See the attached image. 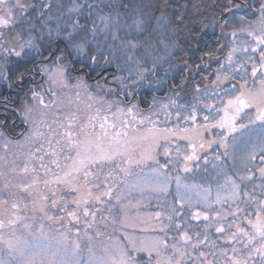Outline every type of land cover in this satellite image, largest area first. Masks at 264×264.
Segmentation results:
<instances>
[{
  "label": "snow or ice",
  "instance_id": "snow-or-ice-1",
  "mask_svg": "<svg viewBox=\"0 0 264 264\" xmlns=\"http://www.w3.org/2000/svg\"><path fill=\"white\" fill-rule=\"evenodd\" d=\"M216 7L222 9L221 35L231 40L221 45L227 47L225 61L216 58L220 69L226 63L229 71L221 76L218 70L212 83L220 87L235 79L231 72L240 73L243 83L239 89L232 85L236 95L216 110L219 119L204 115V123L197 124L192 105L183 116L185 122L191 121V128L179 124L161 128L159 119L152 117L163 113L166 123L172 116L170 109L176 108L180 118L179 109L185 106L172 97L162 102L153 96L148 109H141L132 102L136 92L126 81L137 89L154 86L147 74L155 77L158 63L175 55L178 45L173 37L195 31L194 20L193 28L187 27V0H56L55 10L51 0H0V52L5 61L26 50L39 53L44 48L48 53L41 69L44 83L25 87L18 103L7 97L2 102L5 111L15 103V114L28 128L21 139H13L6 120H0L4 150L0 155V264H264V0L257 6L248 0H227ZM241 9L253 10L255 22L245 23V16L238 14ZM161 50L166 55L154 56L151 69L144 67L134 79L132 72L128 77H113L119 89L97 81L94 93L85 79L89 70L103 67L101 60L105 64L123 60L139 68L145 57ZM184 64L187 71V61ZM248 64L253 87H248ZM28 74L20 71L16 80L24 82ZM0 78L9 79L2 65ZM165 82L160 77L155 86ZM57 89H69L74 96ZM195 91L200 92L198 84ZM46 93L51 97L47 102ZM109 93L112 99L106 98ZM204 107L211 110L213 105ZM241 119L247 122L238 123ZM257 122L259 135L248 143L235 175L217 172L223 174L224 183L218 185L215 199L211 187L182 185L177 174V194L168 209L137 217L147 225L142 231L157 235L137 238L126 233L123 240L109 236L103 242L106 233L97 225L107 227L109 219L117 223L111 216L117 207L122 226H135L129 223L128 211L138 208L140 201L124 203L133 191L143 195L150 187L152 192L167 194L173 179L166 171L169 165H180L174 169L177 173H190L193 167H201L202 159L205 166L211 163L217 169L215 162L221 161V155L217 152L210 159L201 153L218 144L228 156L229 137ZM213 128L225 130L224 134L213 136ZM206 133L212 138L205 139ZM173 139L187 143L173 146ZM161 154L167 163L160 162ZM145 167L165 179L151 185L130 182L135 170ZM181 188L195 190V197L181 194Z\"/></svg>",
  "mask_w": 264,
  "mask_h": 264
},
{
  "label": "flooded vegetation",
  "instance_id": "flooded-vegetation-1",
  "mask_svg": "<svg viewBox=\"0 0 264 264\" xmlns=\"http://www.w3.org/2000/svg\"><path fill=\"white\" fill-rule=\"evenodd\" d=\"M254 6L256 5V2L252 3ZM240 15L245 16V23H251L255 22L257 14L251 10V9H241L239 10ZM230 15V14H229ZM219 19L215 21V25L212 27V29L208 32L206 29L203 31H198L196 40H193V43L191 45L190 53L186 56V60L188 63V70H185V64L178 66L177 70L175 71V67L172 66L171 69H174L173 73L170 74V76L165 80L166 82L163 84L162 89L156 90V91H151V90H145L142 91L141 93L136 92V102L139 103L141 109H148L149 104H151L153 96H155L157 99L161 100L162 102H166L169 97L175 98L177 100V103H180L182 101L185 102V109L181 112V117L177 118L176 117V108L170 109L172 112L171 118L168 120L169 124L165 125L164 122V115L163 113L160 114L159 117H155L153 119H159L160 123L158 124V127L161 128H174L177 124L180 125V127H187L191 128L193 125L191 121L185 122L183 120V116L187 115L189 112H191L192 105H195L196 111H197V124H203V116L204 115H210L214 119H219V115H217L216 110L219 108L224 107V103L231 97L236 95V92L231 91L232 85H236V88H240V84L243 83L241 80V74L236 73V72H231V76L235 77V79H229L228 81H225L220 87H214V90L219 89V92L216 93L215 97H213V100L215 102V106L210 110L206 109L204 107V104L208 102V98L205 95V88H207V83L208 81L213 78V80L216 79V75L218 73L223 76L225 72L229 71L228 65L225 63L224 69H220V63L217 61L216 58L219 59L220 62L225 61V57L227 56V47H221V45H228L231 37H225L221 35V30L219 28ZM215 28V30H213ZM241 40L246 39V37H240ZM47 51H40L38 54V57L32 58L31 64L29 65L30 68V73L26 75L27 78H29L28 83L31 85H39L43 84L46 77L41 75V69L44 66V61H46L45 56ZM239 55V54H237ZM257 58L259 56V51L254 54ZM184 61V62H185ZM174 67V68H173ZM246 67L249 69V73L247 74V80H248V87H253V80L254 78L250 75V69H251V64L246 65ZM90 74L94 71L89 70ZM89 74V75H90ZM86 76L89 77L88 79L93 81L94 78L96 77H103L105 81H108L109 83H112L109 80V77L112 75L110 72V67L108 66H103V67H97V71L94 75L92 76ZM183 77V78H182ZM182 78V79H181ZM255 79H258L255 78ZM186 81V90H182L181 88L184 86L182 82ZM29 84L25 85V87L29 86ZM200 86V92L197 93L195 91V86L196 85ZM22 82L20 84H16V86L21 87L22 89L19 90H10L9 92L14 94L13 91L17 93L23 92V87L21 86ZM173 85H181V87L178 88H173ZM44 87L47 88V85L44 84ZM145 88L147 89V85H145ZM225 89L228 91L226 92ZM39 91L40 89L37 88ZM179 92L180 95L177 97L175 96V93ZM218 93L220 95H218ZM11 95V94H10ZM8 96V94H7ZM49 98H46L49 100L50 94L48 95ZM7 98H11V96H8ZM13 101L16 102V99H13ZM15 104V103H14ZM158 107V106H157ZM9 110L14 112V109L9 108ZM180 110V109H179ZM254 112V109H245V113L247 112ZM223 113H220L222 115ZM10 113L8 111L4 110L0 112V117H4L3 120H8ZM242 116L244 115L243 113L241 114ZM20 116L18 115L17 118L11 120L9 122L10 127H8V134L13 138V139H20L22 137V134H25L27 132L28 126L23 123V121H19ZM21 119V118H20ZM247 121L245 119H241L238 121V123H246ZM163 123V124H162ZM223 129L219 128H213L211 130L213 136H218V135H223L224 134ZM260 132V125L259 122H257L254 125H250L248 128L241 130L240 132H237L233 134L235 139H233V136H230L228 139V144H229V149L227 148V152L233 151L235 147L238 146L237 142L240 144H243V142H248L250 141H255L257 139L258 135ZM212 137H209L207 133L205 134V139H210ZM248 150V149H247ZM219 153L222 157L221 161L215 162L217 163L220 167H226L229 169L230 175H235V170H233V164L231 162V159L229 156H225L224 152L225 149L220 148L219 145H213L212 149L206 150V152L201 153V156L203 155H208L211 159L212 156H214L216 153ZM200 163L201 165V171L202 173L199 176L192 177L193 180L196 182V180L200 184H205L207 182L213 183L215 185L219 184L222 180H224V177L219 175L217 176V173L215 171H212V165L211 163L205 166L203 164V160L201 159ZM259 161L257 160V164ZM205 167H207V171H205ZM195 168V167H194ZM231 169V170H230ZM185 178L190 179L189 176H185ZM198 178V179H197ZM249 188H251V185H249ZM172 196V194H171ZM171 200L173 201L174 199L171 197ZM254 211V209H250ZM215 236V234L213 233ZM142 259L143 256H141Z\"/></svg>",
  "mask_w": 264,
  "mask_h": 264
},
{
  "label": "trees",
  "instance_id": "trees-1",
  "mask_svg": "<svg viewBox=\"0 0 264 264\" xmlns=\"http://www.w3.org/2000/svg\"><path fill=\"white\" fill-rule=\"evenodd\" d=\"M54 1H56V0H51L52 3ZM33 2L41 3V2H46V0H33ZM179 2L184 3L185 0H179ZM187 2L189 4V8L185 10L187 27L189 29L193 28L192 21L194 20L195 21V31H193L191 33L187 32V31L179 32L176 34L175 37H173L176 40L177 45H178L176 48L173 49V52L175 53V55L169 56L166 61H162V62L158 63L157 75L155 77L152 76L151 73L147 74L148 80L153 82V85H154L153 87L149 88L147 86V89H146L145 85H142L137 89L134 85H132L131 83L126 81V83H128V88L130 90L141 93L142 91H145V90L156 91V90L162 89L163 85L157 87V86H155V81L160 77H164L166 80L170 76V74L173 73V71H174V69H171L172 66L175 67V71H176L178 66L183 65L184 61L186 60V56L190 53V49H191V45L193 43V40H196L197 33H198L199 29L200 28L206 29V31H208V32L212 29V27L215 25V21L219 18L221 11H222V9L219 7H216V5L217 4L223 5V4L227 3V0H187ZM248 2L251 4L256 2V5H258L259 0H248ZM205 25H207V27H205ZM23 27H27V24L23 25ZM213 30H215V28H213ZM45 47H46V45H45ZM42 50H44V48H41L40 51H42ZM38 54L39 53H37L35 51L26 50L24 55H22L20 57H16L15 55H9V56H7L6 61H5L4 54L2 52H0V65L3 66V69L6 70L8 72V75H9L8 80H4L3 78H0V112L5 110L3 108V103H2L4 100V97L11 96V98H8L9 100L13 101V99H16V103L19 102L20 96L23 95V92L17 93L15 91H13L14 94H12L9 91L22 89L21 87L16 86V84H20V82H21V81L16 80V76L18 75V73L20 71H25L26 73H30V71H29L30 70L29 65L31 64L30 59L38 57ZM159 55H166V53L163 50H161L157 53H153L152 56L145 57L143 65H141L139 68L137 67V65L135 63H132L129 66L125 65L123 60H117L112 64H105L104 61L101 60V62H100L101 65L110 67V72L112 75L109 77V80L112 83L105 81L102 76L99 78L98 77L94 78L93 81L89 80L88 79L89 77H85V79H86L87 83L91 86V90L94 93H95V85H96L97 81H99L100 83L107 82L105 86L108 88L119 89L120 85L117 81H115L113 79V77H119V76L128 77L129 72H132L134 74L132 78L134 79L138 73L134 70L133 71L130 70V68L132 66H133L132 68L139 69V70H140V68L143 69L144 67L151 69L153 57L159 56ZM45 56H48V54H46ZM46 62L47 61H44L43 64H45ZM117 65L120 66L121 70H117ZM76 67H79V65H76ZM97 67H100V66L97 65L96 70L94 72H92L89 76H92L96 73ZM166 73H167V75H166ZM28 80H29V78H27L25 76V80H24V82H22V85H21L23 88L25 85L29 84ZM212 82H213V78H211L207 83V92H209V90L214 89L215 85ZM181 89L183 91L186 90V86H183ZM7 94H8V96H7ZM101 94H103V93H101ZM116 95L119 96V92H117ZM106 98L112 99L113 96L111 93H109ZM128 99L131 100L130 97ZM132 102H136V101H132ZM178 104L186 106L184 101H182ZM9 108L14 109L15 104L9 106ZM9 108L7 109V111H8V113H10V115H9L10 118L6 122L8 123V125L10 127L9 122L11 120L17 118L18 115H16L15 112L9 110ZM180 109H182V111H183L185 109V107L180 108ZM175 110L177 111V109H175ZM3 119H4V117H0V120H3ZM21 120L22 119L19 118V121H21ZM226 169H227V171L229 170L228 168H226ZM195 173H199V171H196L194 168V172H192L191 174L198 175Z\"/></svg>",
  "mask_w": 264,
  "mask_h": 264
},
{
  "label": "rangeland",
  "instance_id": "rangeland-1",
  "mask_svg": "<svg viewBox=\"0 0 264 264\" xmlns=\"http://www.w3.org/2000/svg\"><path fill=\"white\" fill-rule=\"evenodd\" d=\"M52 4H53L54 10H55L56 1H54ZM132 67L130 68V70H132V71L134 70L137 73H139V71L142 70L141 68L139 70V69H135V68H132ZM56 91L58 93L62 94V95H73L74 96V92L70 91L69 89H64L62 92H61L60 89H57ZM217 92H219V89H217V90L212 89V90H209V92H206L205 95L208 98V102L207 103L212 104L213 106H215L214 105L215 102L213 100V97H215ZM48 95L49 94H47V93L45 94V101L46 102L48 101L46 98H49ZM218 95H220V94L218 93ZM180 112H182V109H180ZM152 118H154V117H152ZM169 121H167L165 123V125H168ZM163 143L164 142L161 141V144H163ZM172 143H173V146L176 143H179L181 145V147H184L186 145L187 141H184V140L177 141V140L173 139ZM248 143L249 142L247 140H246V142H243V144H240L239 142H237L238 146L235 147V149L233 151L228 152L229 153L228 156L230 157L231 162L233 164V170L238 169L240 167L241 157L247 151ZM159 152L160 153L163 152V147H161L159 149ZM3 154H4L3 141H0V155H3ZM174 156H175V154L173 153V158H174ZM158 159L160 160L161 163H167V159L168 158H166L165 156H163L161 154V155L158 156ZM152 167H155V165H152ZM178 167H180V165H169L168 169L166 170L173 177V179L169 183V190H168L167 194H161V193L152 192L150 190V187H149V188H146V190L144 191L143 195H141V193L139 191H133L131 196H127V198L124 200V203H128V201L130 200L132 204H136L137 201H140V204H139L138 208H132V209H129V211H128L129 223L130 224H134L135 225L134 227H123L122 226V224L120 223V221L122 219V214L120 213L118 207H117L116 210H114L111 213V216L116 219L117 223L114 224L112 222V219H109L108 221H106L107 227H105L104 224H98L97 225V227H99L101 232L106 233V235L102 238L104 243L108 242L109 236H111L112 239L123 240V237H124V235L126 233L130 234V235H133V236H135L137 238H150V237H153V236L157 235L156 232H153L151 230L142 231L141 229L147 227V225L142 223L139 219H137V217L147 218L149 215L154 214L157 211L164 212V211H166L168 209V207L173 202L171 200V197L174 199L176 197V194H177V187H176V182H175V176L177 174H179L181 176V184L182 185L187 184V185L191 186V185L195 184V185H201L203 188L211 187V189H212V198L215 199V196H216V193H217V190H218V185L223 184L224 180H222L217 185H215L213 183H209V182H207L205 184L204 183L200 184L197 180L195 182L192 177H196V176H199L200 174H202V173H200L201 168H199V169L195 168V170L199 171L200 174L199 173H195V174H198V175H193L191 173L194 172V167H193V171L190 172V173H183V172L177 173V171H175L174 169L178 168ZM211 169H212V171H215L216 173L220 172L222 170L223 173H227L228 175H230L229 170L227 171L226 167H218L217 169H213V168H211ZM185 176H189L191 180L185 178ZM221 176H223V174H221ZM129 179H130V182H139L141 185H144L145 182H148L149 185H151V184H154L157 179L163 180V179H165V177L156 178L154 176V174L151 173L149 168L145 167V168H143V170L136 169L134 177H130ZM180 191H181V194H190L193 197H195V195H196V191L195 190H192L191 192H188L186 189L181 188ZM171 194H172V196H171ZM221 194L222 195L225 194L224 191H221ZM104 214L108 215L107 212H105ZM55 227L58 228L59 225H56ZM80 227H81V230L83 231V226L81 225ZM90 234H92L94 236L95 232L93 231ZM141 256H143V254H141ZM143 258L146 259V257H144V256H143Z\"/></svg>",
  "mask_w": 264,
  "mask_h": 264
}]
</instances>
